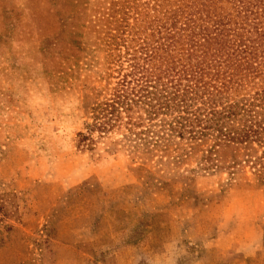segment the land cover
<instances>
[{
    "label": "rangeland",
    "instance_id": "1",
    "mask_svg": "<svg viewBox=\"0 0 264 264\" xmlns=\"http://www.w3.org/2000/svg\"><path fill=\"white\" fill-rule=\"evenodd\" d=\"M109 1L0 0V264H264V184L228 150L201 169L175 138L75 147Z\"/></svg>",
    "mask_w": 264,
    "mask_h": 264
},
{
    "label": "trees",
    "instance_id": "2",
    "mask_svg": "<svg viewBox=\"0 0 264 264\" xmlns=\"http://www.w3.org/2000/svg\"><path fill=\"white\" fill-rule=\"evenodd\" d=\"M101 16L104 82L75 147L112 132L163 147L175 138L176 157L199 152L210 169L228 150V165L264 184V0H110Z\"/></svg>",
    "mask_w": 264,
    "mask_h": 264
}]
</instances>
